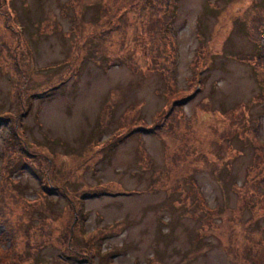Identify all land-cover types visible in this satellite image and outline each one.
Segmentation results:
<instances>
[{"label": "rangeland", "instance_id": "rangeland-1", "mask_svg": "<svg viewBox=\"0 0 264 264\" xmlns=\"http://www.w3.org/2000/svg\"><path fill=\"white\" fill-rule=\"evenodd\" d=\"M102 1L80 0L88 7L79 10L85 37L77 40L70 7L63 17L58 5L69 0H9V25L0 3V187L5 181L18 200L9 204L15 263L89 264L84 252L95 251L91 264H250L242 258L246 247L254 251L248 221L264 210L239 211L234 186L243 188L255 155L233 140L216 159L208 140L243 105L264 143L263 73L245 61L264 59V28L253 44L243 25L264 12V0H176L171 68L177 87L194 86L188 97L200 90L183 108L196 134L192 151L207 155L205 164L170 162L176 143L147 132L167 95L143 33L149 14L109 0L106 19L117 25L127 16V35L110 29L102 39ZM135 61L138 71L129 67ZM258 219L254 234L264 237ZM5 230L0 223V249L10 247Z\"/></svg>", "mask_w": 264, "mask_h": 264}, {"label": "trees", "instance_id": "trees-1", "mask_svg": "<svg viewBox=\"0 0 264 264\" xmlns=\"http://www.w3.org/2000/svg\"><path fill=\"white\" fill-rule=\"evenodd\" d=\"M108 1L109 0H104L99 3V6L101 8L103 7V12L102 15L97 13L95 18L102 17L106 19L107 16L109 17L111 10H113V5ZM118 1L123 0H115V2ZM79 2L80 0H69V3L58 4L63 17H66L68 15L67 10L70 7L69 9L71 11V16L69 19L72 24L71 27H73V30L71 32L77 33L75 36V40L79 39L80 36H83L82 33L78 32L80 30V27H82V24H80V22L81 20H83L80 18L79 10L82 15V10L88 7V5H86L85 7L83 6L84 8H80L82 3ZM124 2L125 3L123 5H126V9L137 7L138 12L139 10H141L142 12H146L149 14L147 17V23L143 28V33H146V35L150 37L151 43L153 42V45L150 48V53L151 55H153L152 59H150V63H155V65L152 66L154 68H159L157 70H161L163 72V77L165 79V85L167 88L165 103L162 108L152 116L153 118L149 125L150 128L147 132L153 133L157 137L170 138L176 143V147L171 151L170 155L167 156V159L170 162H174L175 159H178L180 157L182 159V162H191L193 159H195L198 164H205L208 160V156L204 153H194L192 151L191 146L196 139V134L191 127V121L188 115L183 110V105L194 99L195 94L199 90H195V94L188 97V93L191 91L190 88L193 85L184 90L177 87V84H175L174 81V70L173 68H171L172 60L176 57L175 53L178 49V45L175 44L176 42L174 38L173 28L171 27V22L173 20L172 15L176 6V0H125ZM0 3L3 7H5L6 11L9 10L8 19H6V23L8 24V20L13 19V16H11L10 12L9 0H0ZM1 4L0 15L3 13ZM263 14L264 12L259 9L257 11H254L251 18L253 16L255 18L256 15L257 17L250 23V25L249 21L251 19H243L244 32L245 34H247L253 44L260 43L259 38L264 28ZM122 17V15L118 17V20L120 22L117 25L116 22H112L110 18H107L106 26H104L103 24L99 25V32H101L103 29H107V31H105L106 35L100 36V34L97 32L94 37H97L99 35L100 38L103 39L111 33L110 29L115 30L116 32H121L123 34V37L127 35L126 31L128 19L125 22L124 20L127 16L124 18ZM78 18H80L79 23H77ZM167 32L169 33V36L167 35ZM88 34L89 33H86L85 35L87 36ZM1 47L0 49H2ZM198 48H201L202 50V58L204 57V55L208 54L207 47L203 48L199 45ZM170 56L172 59L171 61ZM4 59L5 58L0 59V66L2 65ZM245 61H249L251 66L255 67L258 71L262 70V79L264 80V59L262 58V55L259 54L258 56L252 57L250 60L246 59ZM130 63L131 66L129 67L136 66L137 71L141 68V65L136 61ZM255 101H261V99L255 98ZM239 107L240 109H242V111L238 110L236 115L229 114L228 117H226L228 120L226 129H222L221 131H219L215 128V136L211 139L209 138L208 143L210 146V150L212 151V153L214 152L213 156L216 159L218 158V153L222 149V144L224 142L231 144L233 140H238L242 144V148H251L252 153L255 156H252L253 161L247 166V176L243 188H236L237 186L235 185L234 190L239 195V211L247 208L252 213H255L257 211L261 212L262 210H264V143L261 142L257 137V133L260 129L261 123L258 121H254L253 125H249L248 121L245 119V116H247V114L243 113L244 107L247 106L240 105ZM125 127H128V131L125 133L124 137L125 139H128L133 134V130L129 129V124H126ZM14 147L15 149H17L16 146ZM193 188L194 189H191V192L200 194V191L198 190L196 185H194ZM8 189L9 188L4 181L2 187H0V223L6 227L5 233L2 234V236H8L12 242L10 241V247L6 249H0V264H16L14 257H18V250L15 246V242L17 239V230L11 218L12 210H10L9 205L10 201L12 203H15L14 201L18 202V200L16 198L17 196L15 194H11L10 190ZM38 198L40 200L41 197ZM199 210L202 211V215L204 216H207L209 214L202 205H199ZM241 214L237 218L240 224ZM258 217L264 219V215H259L256 217V215L254 214L248 221V225L252 226L251 232H249L248 234V240L252 245H254V251H252L253 249L251 250L250 247H246V250L242 255L243 260L249 261L250 264H264V237L254 234V228L258 224L259 220ZM219 225L220 223L216 225V228H218ZM260 231L262 230L260 229ZM68 252L71 253V250H68ZM84 254L87 257L88 260L86 261L89 264H91L93 261L96 262L95 251L91 253L92 256H88V254H86L85 252ZM34 258L37 259V257ZM237 259L241 260V256H237ZM39 260L41 262L44 261L43 258L40 257V255Z\"/></svg>", "mask_w": 264, "mask_h": 264}]
</instances>
